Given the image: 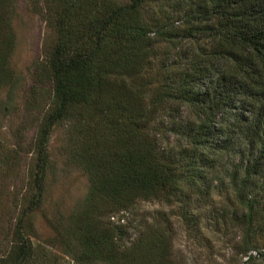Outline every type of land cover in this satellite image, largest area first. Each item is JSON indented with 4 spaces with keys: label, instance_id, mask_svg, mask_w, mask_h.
<instances>
[{
    "label": "trees",
    "instance_id": "trees-1",
    "mask_svg": "<svg viewBox=\"0 0 264 264\" xmlns=\"http://www.w3.org/2000/svg\"><path fill=\"white\" fill-rule=\"evenodd\" d=\"M14 1L0 0V85L9 88ZM35 1L55 31L38 77L50 96L25 193L11 207L4 181L19 149L0 145V264H46L26 217L45 201L58 123L68 158L89 184L73 210L47 218L49 243L76 264H177L160 210L127 245L120 240L129 224L104 216L139 199H168V214L190 221L196 195L212 218L237 227L235 246L252 261L251 251L264 247V0Z\"/></svg>",
    "mask_w": 264,
    "mask_h": 264
},
{
    "label": "rangeland",
    "instance_id": "rangeland-1",
    "mask_svg": "<svg viewBox=\"0 0 264 264\" xmlns=\"http://www.w3.org/2000/svg\"><path fill=\"white\" fill-rule=\"evenodd\" d=\"M49 16L43 4L35 0H15L9 7L14 37L8 63L16 84L14 82L11 88L9 84L0 85V145L4 149L17 147L19 151L14 159L15 167L7 170L8 175L4 181L8 207L12 206V198H20L25 193L34 137L41 112L49 101L50 86L48 82L38 79L40 68L55 40ZM179 42L188 45L189 40L182 38ZM191 45L194 46L193 43ZM169 138L174 141L172 134ZM237 138L238 132L235 131L234 137L231 136L234 146L238 143ZM65 144V124L58 123L49 138L50 161L45 176V201L26 217L28 228H31L28 233L35 245L40 247V252L46 253L41 257L46 264H76L61 244L49 243L55 232L47 218L73 210L84 198L89 184L86 172L68 158ZM229 154L226 151L224 156L228 157ZM2 178L0 173V180ZM213 196L215 202L222 200L219 193ZM171 203L172 200L168 199H139L132 207L111 211L104 218L114 223L129 224L125 229L126 234L120 240L127 245L138 231L140 222L154 214L155 210H160V216H167L171 224V256L177 264H264V247L261 245L259 249H252L255 258L246 262L247 256L239 253L235 246L237 227L225 224L220 218H212L204 198L196 195V199L188 202V209L193 212L190 221L177 213L168 214L171 212ZM19 206L13 205V209ZM1 236L0 233V239ZM2 248L0 246V252Z\"/></svg>",
    "mask_w": 264,
    "mask_h": 264
}]
</instances>
